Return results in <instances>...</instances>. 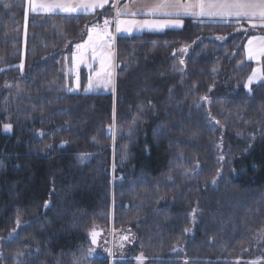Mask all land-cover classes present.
I'll return each instance as SVG.
<instances>
[{
	"label": "trees",
	"instance_id": "obj_1",
	"mask_svg": "<svg viewBox=\"0 0 264 264\" xmlns=\"http://www.w3.org/2000/svg\"><path fill=\"white\" fill-rule=\"evenodd\" d=\"M25 11L0 0V264H110L89 232L109 225L111 193L114 225L136 236L132 256L114 264H136L139 252L146 264L264 259L254 248L264 228V80L251 91L243 83L253 69L245 44L264 28L185 19L179 30L120 35L115 91L85 94L64 89L62 69L110 8L29 14L22 56ZM238 23L236 35L212 38ZM193 92L208 99L190 105Z\"/></svg>",
	"mask_w": 264,
	"mask_h": 264
},
{
	"label": "rangeland",
	"instance_id": "obj_2",
	"mask_svg": "<svg viewBox=\"0 0 264 264\" xmlns=\"http://www.w3.org/2000/svg\"><path fill=\"white\" fill-rule=\"evenodd\" d=\"M84 0H67L68 3L74 4L78 6L81 2ZM44 2H53V0H29V5H30V14H38L36 11H34L35 5L38 7L40 3ZM56 2L63 3L65 0H56ZM85 2V1H84ZM115 2V1H114ZM102 9V8H101ZM56 11L59 12H65V11H60L57 9ZM55 11V12H56ZM77 12V11H75ZM95 12V10H92L90 13ZM69 13H74V12H69ZM52 14V13H47V15ZM44 15V14H43ZM113 16V15H112ZM28 17L26 15L25 11V21L23 25V32H22V42H23V49H22V56L24 55L25 51V41L27 37V25H28ZM247 25V24H246ZM248 27H251L249 24L247 25ZM243 27V28H242ZM245 26L244 24L238 23L236 26L232 27L230 31L232 33L230 35H214L212 38L216 39L217 41H225L228 39L230 36L236 35L238 32L244 30ZM242 29V30H241ZM142 31L137 29L133 31V34H141ZM89 36H91V40L89 39ZM79 44L84 45L83 48L77 49L76 47L74 48V51L71 56V63L67 62L65 63V66L63 67L62 71L64 70L65 75H67V80L65 81L64 89L68 90L70 92H83L85 94L88 93H110L113 92V85L109 84L107 87H105V81L108 79V77H104L103 79L98 81V78L95 75V72L100 70L101 67V59L104 57H107L109 59V67L110 70L112 71V80L114 81L116 79L117 73L116 71V55H115V38L114 35H111L110 37H107L106 31H101L98 28H93L90 27L88 30V34L86 38L80 42ZM83 55V59H80V56ZM75 56V62L73 57ZM23 65V62L20 64V66ZM244 62L239 63V67H243ZM251 74V73H250ZM116 75V76H115ZM91 76L92 80V87L90 88L89 91H85V88L88 87L89 85V77ZM250 76V75H249ZM248 76V77H249ZM85 77V78H84ZM256 79L250 84H256L261 81L259 72H256ZM247 79L243 80V83H247ZM86 81V83L83 85V83ZM115 87V85H114ZM63 89V87L61 86ZM194 91V90H193ZM194 97L188 100V103L191 105H195L197 103L201 104L199 101V98L195 97V94L193 92L192 94ZM183 102H186V100H183ZM225 105L223 104L221 109L219 110L220 113L226 114V117H231L232 115L225 113ZM233 122V121H232ZM11 130V129H10ZM10 130L6 131L9 132ZM112 132L113 136L115 138L116 134H118L119 127L117 126L116 122H113L112 125ZM185 130V128H183ZM114 138L112 139L113 145L115 144ZM114 148V146H113ZM80 157L77 156V158ZM91 155H87L82 163H86L90 160ZM80 161V159H78ZM81 162V161H80ZM175 166L177 168L175 169L176 172L179 174L185 175L187 167H181L178 166V163H175ZM194 168V167H193ZM195 169L199 170V166L195 165ZM114 166L111 169V177H112V190H113V185L115 182V178L113 176L114 173ZM189 172V170H187ZM167 177V176H166ZM165 177V178H166ZM164 178V179H165ZM169 178V177H168ZM169 180V179H168ZM172 180V178H171ZM170 181V180H169ZM132 189V186L130 187ZM112 201H111V211H110V223L108 226H105L103 224H97L94 226V229H102L104 231V234L100 238L99 241V247L96 251V256L103 257L104 259H107L110 264H114L115 261H122L125 260L128 257L129 251L132 249L136 241V236L134 233H132L131 230L126 231V230H121L120 228H116L114 225V206H115V198L114 194L111 193ZM92 230V231H93ZM123 236H127L128 239L124 240L122 239ZM254 248L257 251H260L264 253V228L257 232V236L255 238V246ZM143 252H139L136 254H133L134 257H131V259L136 263V264H146L152 261V259L148 258L144 253V259L143 260H137L136 258L140 256V254ZM132 256V255H130ZM255 257V259L252 260H244L245 262L249 264H256V263H263L264 259Z\"/></svg>",
	"mask_w": 264,
	"mask_h": 264
},
{
	"label": "snow or ice",
	"instance_id": "obj_3",
	"mask_svg": "<svg viewBox=\"0 0 264 264\" xmlns=\"http://www.w3.org/2000/svg\"><path fill=\"white\" fill-rule=\"evenodd\" d=\"M109 0H89L88 3H81L80 7H83L85 10L91 8L95 9L96 7H103L105 4H107ZM116 3H119V0H116ZM57 9L60 11L65 12H75L77 11V6L74 4H70L65 0V2L60 3L56 2V0H53V2H44L40 3L38 7H34V11H47V12H55ZM143 14V13H142ZM148 15H151L153 19L151 21L144 20L142 26L147 27L150 30H162L163 28H179L182 26L183 18L191 16L194 19L197 17H207L209 18L213 23L217 24H224L228 23L231 24L232 20L229 18H235L237 21L243 19V20H259L260 27L264 28V0H153V3L151 4ZM122 15H132L135 16L136 13L130 12L128 10L127 5H125L123 8L116 7V30L119 31H125L127 30V26L125 28H121L122 24L126 25L125 21H122L119 19ZM109 21L105 20V25H107ZM256 24H253L252 27H256ZM89 39L91 40V36H89ZM255 39V38H254ZM254 39H250L247 46V52L249 59H255L256 56L264 57V39H260L257 44L254 45ZM75 47L77 49H81L84 47L82 44H76ZM175 54V53H174ZM75 62V56L73 57ZM80 59H83V55L80 56ZM181 64H184V60L180 61ZM181 71H183L181 69ZM217 69H213V72H216ZM96 77L98 78V81L103 79L104 77H108V79L105 81V87H107L109 84L113 85V91H115L114 87V81L112 80V71L109 67V59L107 57H104L101 59V67L100 70L95 72ZM183 79V76L181 77ZM256 70H253L252 75L248 77L247 83L244 84V88L250 89V84L256 79ZM260 79L264 80V75H261ZM8 87V85H6ZM92 87V80L91 76L89 77V85L85 88V91H89ZM195 87V85L193 86ZM207 96H200L199 100L204 101L207 100ZM197 107H200L201 105L199 103L196 104ZM12 127L11 124H5L4 129L5 131L10 130ZM111 127V126H110ZM41 136L45 135L44 132L40 133ZM68 141H61V147H64ZM47 147H52V145H47ZM87 154L82 153L78 159H80L81 162L84 161ZM221 160L224 159L223 156L220 157ZM194 170V169H193ZM187 174V170L186 173ZM219 175V171H218ZM171 180V177L168 178ZM216 182V179L213 178V183ZM45 208L48 207V201H45ZM197 209L192 210V214L194 217L195 212ZM17 223H20V217H17ZM190 229H186L185 231H189ZM89 235L92 238V243H96V232L90 231ZM122 239L127 240V236H123ZM212 239L210 237V243L212 242ZM39 252V250H37ZM22 255V254H21ZM83 256L84 254L81 253ZM145 257L143 253L140 254L136 259L137 260H143ZM21 264H24L23 261H21ZM75 264H79L78 261L75 262ZM185 264H189L188 261H185Z\"/></svg>",
	"mask_w": 264,
	"mask_h": 264
},
{
	"label": "crops",
	"instance_id": "obj_4",
	"mask_svg": "<svg viewBox=\"0 0 264 264\" xmlns=\"http://www.w3.org/2000/svg\"><path fill=\"white\" fill-rule=\"evenodd\" d=\"M20 1H23L25 3L26 15L28 16L30 14L29 0H20ZM84 1L81 2V3H88L89 2V0H84ZM81 3L77 6V9H78L77 12H74V13L59 12V11L47 12V11H43V10L36 11V13H39V14L60 13V14H63V15L73 16V15H78V14H81V13H90L92 10L97 11V10L101 9V7H96L95 9L89 8V9L85 10L83 7H80ZM152 3H153V0H119V3L117 4L116 0H109V2L102 7V8H104V7L110 8L111 13L115 14V20L111 24L112 35H114L115 44H116V39H117L118 36H120V35H132L133 31H135L137 29L141 30L142 33L143 32L155 33V32H163V31H166V30H179V29H181L183 27L185 19H194L191 16L184 17L182 26L179 27V28H163L162 30H150L147 27H143L142 24H143V21L146 20V19L149 20V21H151L153 19V17L151 15L147 14ZM125 5H127L128 10L130 12H134V13H136V15L135 16H132V15H122V16H120L119 19L126 22V25L122 24L121 28H125V26H127V30L118 32L116 30V21H117L116 7L123 8ZM36 6L37 5H35V7ZM195 19L196 20H209V21H211L207 17H197ZM229 19L232 20V21H237L235 18H229ZM239 21H244L245 24H247V25L249 24L250 26H252L253 24H256L257 26L254 27V28H261L259 26L260 23H261L259 20L251 21V20H243V19H241ZM250 39H254V45H255V44L258 43V41L260 39H264V35L250 36L247 39V42L245 44V50H244L246 62L247 63H251L253 65V69H252V72H251L250 75H252L253 70L255 69L256 72L257 71L259 72V76L261 77V75H262V64H261V62H262V59L264 57L256 56L255 59H249L248 52H247V46H248V42H249ZM115 51H116V48H115ZM115 55H116V52H115ZM115 73H116V71H115ZM114 85H115V80H114Z\"/></svg>",
	"mask_w": 264,
	"mask_h": 264
},
{
	"label": "built area",
	"instance_id": "obj_5",
	"mask_svg": "<svg viewBox=\"0 0 264 264\" xmlns=\"http://www.w3.org/2000/svg\"><path fill=\"white\" fill-rule=\"evenodd\" d=\"M106 19L109 21L107 25H105ZM114 20H115V14H113V16H105V17L95 20L92 23L91 27L98 28L101 31H106L107 27L110 26Z\"/></svg>",
	"mask_w": 264,
	"mask_h": 264
},
{
	"label": "water",
	"instance_id": "obj_6",
	"mask_svg": "<svg viewBox=\"0 0 264 264\" xmlns=\"http://www.w3.org/2000/svg\"><path fill=\"white\" fill-rule=\"evenodd\" d=\"M106 35L107 37H110L112 35V28L111 27H108L107 30H106ZM120 65H118L119 67ZM110 132V130H109ZM94 231L96 232V243L93 244L92 243V238L90 236V243H91V246L93 247L94 250H97L98 247H99V241H100V238L102 237V235L104 234V231L102 229H94Z\"/></svg>",
	"mask_w": 264,
	"mask_h": 264
}]
</instances>
